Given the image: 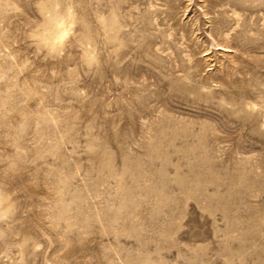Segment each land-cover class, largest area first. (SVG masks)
<instances>
[{
	"label": "rangeland",
	"instance_id": "374dc122",
	"mask_svg": "<svg viewBox=\"0 0 264 264\" xmlns=\"http://www.w3.org/2000/svg\"><path fill=\"white\" fill-rule=\"evenodd\" d=\"M0 264H264V0H0Z\"/></svg>",
	"mask_w": 264,
	"mask_h": 264
}]
</instances>
